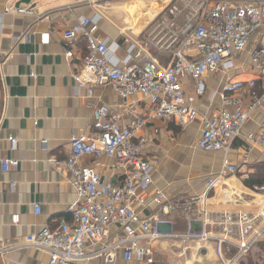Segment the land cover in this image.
Segmentation results:
<instances>
[{
  "label": "built area",
  "instance_id": "built-area-1",
  "mask_svg": "<svg viewBox=\"0 0 264 264\" xmlns=\"http://www.w3.org/2000/svg\"><path fill=\"white\" fill-rule=\"evenodd\" d=\"M3 11L31 13L19 6L4 7ZM99 21L98 15L81 17L61 33L67 43L79 38L85 41V55L72 74L76 87L86 88L91 96L96 86L107 85L124 100L140 94L149 100L150 118L175 121L181 126L195 121L198 109L194 99L185 95L184 80H192L195 95L203 96L207 90L205 75L232 69L236 55L252 45L254 35L258 39L248 54L264 77V0L171 1L151 23L145 39L149 47L167 55L166 64H161L150 50L134 44L126 49L123 59H118V44L109 45L95 36ZM40 42L48 43L47 33L40 35ZM64 55L71 58L72 52L65 50ZM255 87V79L226 80L221 84V107L210 117L202 116L195 142L197 150L227 153L232 149L252 111L264 104V90L258 95ZM242 91H248L253 102L244 106L238 97L224 95ZM119 118L106 104L93 108L91 133L72 137L67 157L57 162L72 175L75 198L67 207L70 221L60 220L55 228L43 227L27 236L23 245L46 252L48 264H79L92 258L114 264L119 252L126 264H152L154 243L162 237H173L183 242L212 241L219 256L225 246L231 254L223 260L224 264H238L258 248V258L264 264V184L251 189L258 195V202L252 200L253 210L206 209L209 192L220 182L235 175L249 178V153L255 148L264 151V118L255 131L244 137L246 153L237 162L224 159L220 169L208 177L201 196L177 203L169 201L162 189H154L152 202L163 213L178 212L188 222L187 231L180 235L158 232L155 226L160 220L154 215L142 217L133 208L135 201H144L157 160L142 154L149 139L147 134L138 132L146 118L136 119L128 126L121 125ZM16 142L9 139L11 150L16 149ZM88 157L113 159L123 170L122 180L113 183L100 177L93 165L83 163ZM17 165L15 159L0 161L4 173ZM33 207L39 214V204L34 203ZM193 220L199 221L200 226L191 230ZM11 222L18 224L19 215H12ZM113 225L120 233L108 238V229Z\"/></svg>",
  "mask_w": 264,
  "mask_h": 264
},
{
  "label": "crops",
  "instance_id": "crops-1",
  "mask_svg": "<svg viewBox=\"0 0 264 264\" xmlns=\"http://www.w3.org/2000/svg\"><path fill=\"white\" fill-rule=\"evenodd\" d=\"M19 1L0 0V161H18L16 169L5 173L0 166L1 264H48L46 252L23 244L27 236L43 227L55 228L60 220L70 221L67 207L75 198L72 175L57 162L67 157L72 137L91 133L92 110L99 104H106L117 112L121 125L128 126L136 119L146 118L138 132L147 134L149 139L142 154L157 160V166L144 201H135L132 206L142 217L154 215L158 220L170 223V234H184L188 222L178 212L163 213L152 202L154 189H162L169 201L177 203L201 196L208 177L220 169L224 159L237 162L246 153L248 146L244 137L255 131L264 118V104L252 111L241 136L227 153L199 151L195 142L202 116L210 117L221 107L220 86L223 82L255 79V91L258 95L263 92L264 77L248 54L256 45L257 36H252V45L245 52L236 55L232 69L205 75L207 90L203 96L195 95L192 80H184L185 95L194 99L198 116L195 121L181 126L175 121L150 118L149 100L140 94L124 100L107 85L96 86L91 96L86 88H77L72 74L85 55V41L79 38L67 43L61 36L65 28L81 17L98 15L100 21L95 36L109 45L117 43L115 56L118 59H123L126 49L134 44L150 50L161 64H166L167 55L156 52L145 40L151 25L146 27L148 18L156 9L153 2L147 11H141L137 6L132 11L117 0H30L28 4L18 5L30 9V14L3 11L4 7H17ZM166 1L164 7L174 0ZM116 12L125 16V22L113 19ZM43 33L48 34L45 45L40 42ZM65 50L72 52L71 58L65 57ZM224 95L238 97L244 106L253 102L248 91ZM10 138L17 141L15 150L9 147ZM248 160L252 171L250 178L255 174L256 165L264 163V151L253 149ZM83 163L93 165L100 177L113 183H119L123 178V170L113 159L88 157ZM244 179L247 178L235 175L220 182L209 192L206 209H251L252 200L258 202V195L244 185ZM34 203L39 204V214L34 212ZM198 206L202 208L201 204ZM14 214L19 215L16 225L11 222ZM107 233L111 238L120 231L113 225ZM153 252L155 260L152 264H224L223 260L231 254L224 246L219 256L218 247L212 241L183 242L173 237L157 240ZM258 257L256 260L261 264ZM79 264L106 263L102 258H92ZM114 264H126L121 252ZM129 264L138 263L132 261Z\"/></svg>",
  "mask_w": 264,
  "mask_h": 264
},
{
  "label": "rangeland",
  "instance_id": "rangeland-1",
  "mask_svg": "<svg viewBox=\"0 0 264 264\" xmlns=\"http://www.w3.org/2000/svg\"><path fill=\"white\" fill-rule=\"evenodd\" d=\"M112 1H116V0H112ZM134 1L140 2L139 4H141V6L139 4H136ZM158 1H159V3H158ZM116 2H121V4H124L126 7L132 5L133 9L135 8V6H137L138 8L142 9L141 11H147V9H149L150 4L153 2V4H154L153 8L156 7V9L154 8V10H152L153 11L152 15H150V17L148 18L149 22H148V24H146V27H148L157 18L158 15L156 13L159 12L167 3V1L165 2V0H117ZM157 3L161 4V5L159 6ZM149 14H150V12H149ZM113 19L115 21H119V23L125 22V20H126L125 16L123 14H121L120 12H116L115 14H113ZM250 254L254 255V256L252 255L254 260H256V258L259 256V253L255 249H253ZM243 259L245 261H247L245 258H243Z\"/></svg>",
  "mask_w": 264,
  "mask_h": 264
},
{
  "label": "trees",
  "instance_id": "trees-1",
  "mask_svg": "<svg viewBox=\"0 0 264 264\" xmlns=\"http://www.w3.org/2000/svg\"><path fill=\"white\" fill-rule=\"evenodd\" d=\"M127 10H132V5L126 8ZM133 11V10H132ZM255 174L247 179H244L243 183L248 188H253L255 185H263L264 184V163H259L256 165ZM244 259L240 260L238 264H259L257 260L253 259V256L249 253Z\"/></svg>",
  "mask_w": 264,
  "mask_h": 264
},
{
  "label": "water",
  "instance_id": "water-1",
  "mask_svg": "<svg viewBox=\"0 0 264 264\" xmlns=\"http://www.w3.org/2000/svg\"><path fill=\"white\" fill-rule=\"evenodd\" d=\"M29 2H30V0H21L17 3V6L20 4H28ZM199 226H200L199 221L193 220L190 222V229L191 230L197 229ZM156 227H157V231L160 233L170 234V232H171V226H170V223H168V222L159 221V222H157ZM0 264H1V262H0Z\"/></svg>",
  "mask_w": 264,
  "mask_h": 264
}]
</instances>
